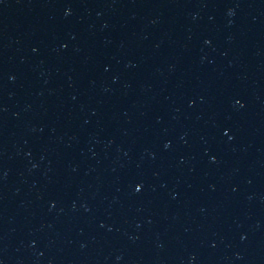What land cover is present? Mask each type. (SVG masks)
Returning a JSON list of instances; mask_svg holds the SVG:
<instances>
[{
    "label": "water",
    "instance_id": "1",
    "mask_svg": "<svg viewBox=\"0 0 264 264\" xmlns=\"http://www.w3.org/2000/svg\"><path fill=\"white\" fill-rule=\"evenodd\" d=\"M0 264H264V0H0Z\"/></svg>",
    "mask_w": 264,
    "mask_h": 264
}]
</instances>
